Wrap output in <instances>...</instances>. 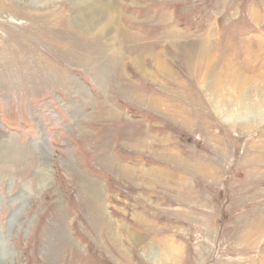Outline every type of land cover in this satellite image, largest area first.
I'll return each mask as SVG.
<instances>
[{"label": "rangeland", "instance_id": "obj_1", "mask_svg": "<svg viewBox=\"0 0 264 264\" xmlns=\"http://www.w3.org/2000/svg\"><path fill=\"white\" fill-rule=\"evenodd\" d=\"M99 4L0 0V264H264V0Z\"/></svg>", "mask_w": 264, "mask_h": 264}, {"label": "bare ground", "instance_id": "obj_2", "mask_svg": "<svg viewBox=\"0 0 264 264\" xmlns=\"http://www.w3.org/2000/svg\"><path fill=\"white\" fill-rule=\"evenodd\" d=\"M20 1H22L23 3H31L35 6L47 7V6H51L55 3H57L58 0H20ZM75 2L76 3L78 2L79 4H81V5L83 4L84 6H86L85 7L86 12H87L86 19L88 18L89 21L87 22V20H83V19L82 20L85 21L84 24H86V26H87V31L88 30L92 31V32L97 31L99 26L103 25V23L101 21H99V19H98V13L106 14V12H105L106 9L104 10V7L99 4V0H75ZM3 6H5V4L2 5V7ZM105 7H107V5ZM107 17H108V20L114 18V16L109 15L108 13H107ZM88 33H90V32H88ZM132 35L133 34H131V36ZM159 61H160V59L157 60L158 63H159ZM135 62L137 64V66L140 67V69L142 68L144 70V68L141 65L140 59H136ZM214 66H215V64L213 62L211 64V67H214ZM159 67L164 68L165 71H166V69L168 70V68H167L168 66L166 67L165 64H163V63H159ZM211 67L209 68V70H207V67H205L204 71H205V74H207L206 77L211 76L210 75V71L212 69ZM144 72H146V71L144 70ZM145 75H147V74L145 73ZM214 77H216V80H217V83L215 82L214 87H217L218 84H221L222 82L218 76H214ZM230 78H233V75H231ZM211 79H213V77ZM233 82L235 85V89L237 90L236 91L237 93L234 91L235 94H233V93H231V90H230V93H228V94L224 95L221 93L222 95H218V98L216 97V100H215L216 101L215 104L217 103L216 106H217L218 110H221V112H223V114H225L224 115V116H226L225 118H227L228 120H232L233 118L235 119V117H236V118L240 119V121H241V120H244V117H246V115H249V113L252 112L253 114H255V119L253 120L255 124L264 122V110H262V109L259 110L256 108L255 112L252 111L255 107L251 106V104L248 102V99H249L248 97H249L250 92L247 89H244V87L239 86V84L235 81V79L233 80ZM223 85L225 87L226 85H231V84H230V82H225V83H223ZM151 102H152V100H151ZM229 122H231V121H229Z\"/></svg>", "mask_w": 264, "mask_h": 264}]
</instances>
